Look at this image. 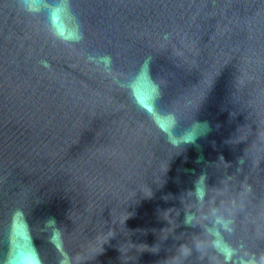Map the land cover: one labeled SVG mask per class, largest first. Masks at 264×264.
I'll return each mask as SVG.
<instances>
[{
    "label": "water",
    "instance_id": "95a60500",
    "mask_svg": "<svg viewBox=\"0 0 264 264\" xmlns=\"http://www.w3.org/2000/svg\"><path fill=\"white\" fill-rule=\"evenodd\" d=\"M52 2L0 0V264L264 254V0Z\"/></svg>",
    "mask_w": 264,
    "mask_h": 264
},
{
    "label": "clouds",
    "instance_id": "9594fccd",
    "mask_svg": "<svg viewBox=\"0 0 264 264\" xmlns=\"http://www.w3.org/2000/svg\"><path fill=\"white\" fill-rule=\"evenodd\" d=\"M17 6L30 15L39 13L41 11V4L45 3V0H16ZM69 14L68 0H53L51 6L47 10V18L49 20L50 27L53 34L63 40L64 36L57 28L56 21L58 18L62 19ZM82 39V33L77 30L76 40ZM94 57H89V60H94ZM99 62L102 63L107 70H111V57L104 56L99 58ZM44 67L50 66L46 62H41ZM195 194L199 201H203L205 196V187L203 181L200 179L196 182ZM50 225L54 224V221L48 222ZM184 223L191 225L192 218L188 215L185 216ZM232 221L226 219L221 215H216L215 220L212 222L211 227H207L205 230L210 237L211 247L223 257V264H264V254L260 255H238L236 249L227 244L221 235V229L224 231H231ZM243 247V245H241Z\"/></svg>",
    "mask_w": 264,
    "mask_h": 264
}]
</instances>
